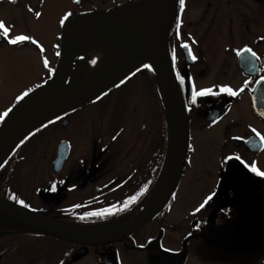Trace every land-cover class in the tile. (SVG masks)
<instances>
[{"label":"flooded vegetation","instance_id":"obj_1","mask_svg":"<svg viewBox=\"0 0 264 264\" xmlns=\"http://www.w3.org/2000/svg\"><path fill=\"white\" fill-rule=\"evenodd\" d=\"M0 32V44H11ZM162 50L171 122L159 75L144 61V79L116 83L49 121L66 126L91 105L92 114L121 119L114 131L89 128L73 142V126L42 157H26L37 144L24 142L36 132L5 161L0 264H264V0H173ZM173 125L182 155L175 190L141 227L112 239L151 203L143 207V198ZM62 141L67 155L55 168ZM37 221L80 235L55 237Z\"/></svg>","mask_w":264,"mask_h":264},{"label":"water","instance_id":"obj_2","mask_svg":"<svg viewBox=\"0 0 264 264\" xmlns=\"http://www.w3.org/2000/svg\"><path fill=\"white\" fill-rule=\"evenodd\" d=\"M80 1L81 0H76L75 3L79 4ZM172 5L173 0H128L106 9L83 10L71 14L62 25L60 34V55L52 77L40 88L16 102L8 111V115L5 116L0 126V165L6 160L16 146L32 131L51 119L93 100L111 86L118 83L129 72L142 63L136 64L127 71L129 60L126 58L120 63L118 68L102 82L82 89L79 93H69L67 97L59 100L62 91L67 85H78L82 83L92 72L90 71L80 80L66 85L75 55L72 49L73 39L79 29L92 23L115 21L129 14H135L134 38L139 42V46L137 44L130 53L131 55L135 54L138 47L141 49L142 39L151 32L155 39V45L156 38L158 37L160 46L157 48L156 45V50L158 51L159 63L161 64L160 69L164 73L166 69L168 71V67L164 66L166 58L162 46L165 44L167 37L169 15ZM2 38L3 35L0 32V39ZM153 68L155 69L154 66ZM155 71L158 74L156 69ZM160 88L166 116L171 122L174 111L172 110L169 99L164 93L162 86ZM65 123L66 122H64V124ZM172 128L174 130V125ZM67 150L68 142L62 141L57 149L55 168L66 158ZM170 156L172 157V164L175 169L171 186L158 202H154L153 198L151 203L140 214L136 215L120 228L108 233L111 235L112 239L123 237L141 227L164 206L171 193L175 190L182 169L181 144L177 129L169 135V147L164 171L167 168ZM0 202L10 206L9 202L1 198ZM37 223L40 225L38 229L49 235L67 240H75L77 237V235L72 234L74 233L72 231H67L43 222L37 221Z\"/></svg>","mask_w":264,"mask_h":264},{"label":"rangeland","instance_id":"obj_3","mask_svg":"<svg viewBox=\"0 0 264 264\" xmlns=\"http://www.w3.org/2000/svg\"><path fill=\"white\" fill-rule=\"evenodd\" d=\"M126 1L128 0H82L76 4L75 0H0V22L8 29L7 38L11 41L21 36L29 37L27 40L17 39L15 44H0V116L7 112L17 100H20L17 99L18 97H23L25 92L30 94L37 90L43 81L52 76L60 55L61 21L65 16L83 10L109 8ZM0 30L3 31V29ZM80 55L97 62L99 46L95 39L88 38L84 47L74 55V58ZM45 61H47V67ZM95 64L91 66L89 72ZM144 76L145 74L136 69L120 80L116 86L119 87L132 79L137 81L144 79ZM74 82L70 81L67 84ZM139 96L143 104V95L139 94ZM142 104L138 105L139 111L143 109ZM90 107L91 105H87L79 109L66 126H62L60 122H54L40 129L24 142L25 148L29 143L37 144L34 148H30L32 151H27L26 157H42L45 153L43 149L52 147L59 139L67 136L66 133L71 132L73 126H77L74 128L77 130V137L73 138V142H81L80 138H84L82 134L89 128L99 132L100 135L102 128H109L107 132H110L119 126L120 118L113 121L105 116H97L91 113ZM143 120L150 121L149 118ZM98 141L101 140L97 138ZM137 141L141 140L137 139ZM93 142H96L95 135ZM40 144L45 146L41 148ZM9 171V165H5L0 174H9ZM178 201L177 198L176 203ZM189 201L187 200L185 204Z\"/></svg>","mask_w":264,"mask_h":264},{"label":"bare ground","instance_id":"obj_4","mask_svg":"<svg viewBox=\"0 0 264 264\" xmlns=\"http://www.w3.org/2000/svg\"><path fill=\"white\" fill-rule=\"evenodd\" d=\"M136 15L129 14L115 21H100L86 25L79 29L73 39V53L80 51L88 38L95 39L99 46V56L90 75L78 85H67L62 91L59 100L64 99L69 93H79L82 89L94 86L102 82L118 68L120 63L128 58L127 71L138 63L149 61L155 67L159 74L161 86L164 93L169 95L171 91L169 74L160 69L159 58L156 50L155 39L151 32L147 34L141 42V49L138 47L135 54L131 55L132 49L139 42L134 38ZM172 110H173V105ZM175 174L172 164V157L164 171L160 184L158 186L154 202H158L171 186ZM2 205H0V210ZM74 235H80L72 233Z\"/></svg>","mask_w":264,"mask_h":264},{"label":"trees","instance_id":"obj_5","mask_svg":"<svg viewBox=\"0 0 264 264\" xmlns=\"http://www.w3.org/2000/svg\"><path fill=\"white\" fill-rule=\"evenodd\" d=\"M93 65L92 61L88 58H85L84 55H80L76 58L73 59V62H72V66H71V69H70V73H69V76H68V79H67V83H70L71 82H74V81H77L79 79H81L83 76H85L89 70L91 69V66ZM52 74V73H51ZM71 77V78H70ZM48 81L45 80L44 81V84ZM3 119L0 120V124L2 123ZM49 123V122H48ZM46 123V124H48ZM46 124H44L43 126L37 128L36 130H34L31 134L33 133H36L38 132L41 128H43ZM31 134L29 136H31ZM29 136H27L24 140H26ZM23 140V141H24ZM22 141V142H23ZM21 142V143H22ZM20 143V144H21ZM19 144V145H20ZM18 145V146H19ZM18 146L14 149V151L11 152V154L6 158V162L10 159H12L14 157V152L17 150ZM3 162L1 165H0V172L1 170L4 168V164L6 162ZM165 161H166V148L164 149L161 157H160V160H159V166H158V169L156 172H154V177H155V180L152 182V187H151V190L148 191V193L144 196L143 198V207H146V205H148L150 203V201H152V196L154 194V188L158 182V180L160 179L161 175H162V172H163V169H164V165H165ZM135 215L134 214H128L126 215V219L130 220L131 218H133ZM106 217V216H105ZM107 220V219H106ZM105 221V220H103Z\"/></svg>","mask_w":264,"mask_h":264},{"label":"snow or ice","instance_id":"obj_6","mask_svg":"<svg viewBox=\"0 0 264 264\" xmlns=\"http://www.w3.org/2000/svg\"><path fill=\"white\" fill-rule=\"evenodd\" d=\"M37 15H39V13ZM67 19H68V17L65 16L62 19L61 23L63 24L64 20H67ZM0 29H3L4 35H7L8 34V29L4 26V24L2 22H0ZM17 39H19V40H27V39H29V37H27V36H21V37H18ZM17 39H13L10 42L12 44H15L17 42ZM253 55H254V53H253ZM193 59H195V57H193ZM92 63L95 64L96 61L93 60ZM45 66L47 67V61H45ZM145 67H148V66L145 65ZM121 83H123V81ZM208 91H210V90L201 91V92L195 93V95H205V94H207ZM221 91H231V90L230 89H227V88H222ZM27 95H28V93L25 92L24 93V96H27ZM232 95H236V93L235 92H232ZM22 98L23 97H18L17 99H22ZM7 115H8V112H5L2 116H0V120H2ZM262 139H264V138H262ZM261 175H264V173H261ZM52 190L55 191V186H53ZM20 203L23 204L24 202L23 201H20Z\"/></svg>","mask_w":264,"mask_h":264}]
</instances>
